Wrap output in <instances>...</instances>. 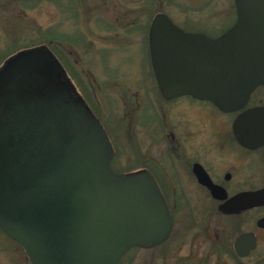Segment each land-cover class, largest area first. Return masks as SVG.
Wrapping results in <instances>:
<instances>
[{
	"label": "water",
	"instance_id": "95a60500",
	"mask_svg": "<svg viewBox=\"0 0 264 264\" xmlns=\"http://www.w3.org/2000/svg\"><path fill=\"white\" fill-rule=\"evenodd\" d=\"M217 37L187 32L158 13L149 28L151 63L166 99L244 105L264 82V28ZM240 116L237 120H241ZM98 118L70 88L45 45L20 50L0 69V228L32 264H116L132 246L168 238L173 221L152 174L116 172ZM244 237L237 239L239 244Z\"/></svg>",
	"mask_w": 264,
	"mask_h": 264
},
{
	"label": "flooded vegetation",
	"instance_id": "af4514ba",
	"mask_svg": "<svg viewBox=\"0 0 264 264\" xmlns=\"http://www.w3.org/2000/svg\"><path fill=\"white\" fill-rule=\"evenodd\" d=\"M138 3L112 15L111 26L93 30L85 24L80 41L54 31L51 45L65 62L66 81L106 131L114 149L112 169L127 172L114 161L118 154H129L134 165L129 171L146 169L158 184L173 221L168 238L158 245L170 239L177 219L188 220L211 238L217 257L264 264V82L233 110L191 94L166 99L156 83L149 46V28L158 13L187 32L217 37L234 27L240 9L247 26L263 29L264 0ZM132 45L140 46L147 60L143 73L134 75L138 86H120L116 74L95 69L97 55ZM34 46L10 54L4 45L0 69L9 56ZM0 233L6 235L1 228ZM240 237L242 254L235 245Z\"/></svg>",
	"mask_w": 264,
	"mask_h": 264
},
{
	"label": "rangeland",
	"instance_id": "374dc122",
	"mask_svg": "<svg viewBox=\"0 0 264 264\" xmlns=\"http://www.w3.org/2000/svg\"><path fill=\"white\" fill-rule=\"evenodd\" d=\"M140 1L0 0V49L4 45L9 49H17V46L23 47L30 43L34 47L45 42L54 43L52 34L55 30L60 35L72 34L73 38L80 41V30L85 24L93 30L111 26L114 21L112 15L134 5L138 6ZM139 36L141 32L138 31L137 39ZM58 38L61 43L66 42L65 38ZM141 52L140 46L132 45L127 51L120 47L109 56L99 54L94 57V67L116 74L120 86L135 87L139 84L136 76L142 74L147 67V60ZM56 59L58 60L57 57ZM58 62L61 65L59 60ZM132 158L129 154H118L114 161L115 167L124 171L133 169ZM211 244V238L199 233L193 221L177 219L173 233L166 243L132 251L122 264H246L244 261L237 263L226 256L217 257ZM129 258L131 261L128 263ZM0 264L31 263L16 241L0 233Z\"/></svg>",
	"mask_w": 264,
	"mask_h": 264
},
{
	"label": "trees",
	"instance_id": "16d2710c",
	"mask_svg": "<svg viewBox=\"0 0 264 264\" xmlns=\"http://www.w3.org/2000/svg\"><path fill=\"white\" fill-rule=\"evenodd\" d=\"M43 45L47 46L51 50V52L54 55H56V57L58 58V60L61 62L62 68H64L63 66H64L65 62L63 61V58L55 52L53 46L51 44H49L48 42L43 43ZM24 46L25 47L34 46V44L33 43H30V44H27V45H24ZM17 48H21V47L17 46ZM15 49H16V47H13V48L9 49V53L11 54L12 52H14ZM126 171L129 172V170H126ZM138 249H140V247H138V246H132L127 252L124 253V255L118 260V262L116 264H122V262L124 261V259L127 257V255L130 252L135 251V250H138ZM130 261H131V258L128 259V263Z\"/></svg>",
	"mask_w": 264,
	"mask_h": 264
}]
</instances>
